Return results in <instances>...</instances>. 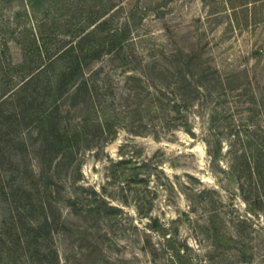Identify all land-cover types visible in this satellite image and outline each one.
Segmentation results:
<instances>
[{"label":"rangeland","instance_id":"1","mask_svg":"<svg viewBox=\"0 0 264 264\" xmlns=\"http://www.w3.org/2000/svg\"><path fill=\"white\" fill-rule=\"evenodd\" d=\"M113 1L117 13L107 26L123 27L137 7L126 49L144 65L154 57L169 64L164 53L184 48L201 54L214 74L187 107L168 114L167 126L138 134L129 120L115 137L79 153L76 182L73 173L65 177L53 210L63 219L52 241L59 264H264V0L249 6L248 20L239 12L232 22L217 15L223 7L231 13L225 0ZM23 2L0 0V68L11 65L0 84L13 85L6 95L21 82L23 43L30 31L40 35L44 17ZM52 12L41 29L54 23V34L44 36L50 49L69 39L62 32L70 17L53 20ZM118 63L105 56L93 65L119 83ZM199 69L193 64L187 75ZM79 113L71 109L72 124ZM34 138L26 133L28 143ZM30 164L37 169L36 158Z\"/></svg>","mask_w":264,"mask_h":264},{"label":"trees","instance_id":"2","mask_svg":"<svg viewBox=\"0 0 264 264\" xmlns=\"http://www.w3.org/2000/svg\"><path fill=\"white\" fill-rule=\"evenodd\" d=\"M23 1L26 11L43 12L41 29L51 11L53 20L70 17L62 32L69 39H61L50 49L45 37L54 34V23L49 32L40 29L38 35L30 31L23 43L27 65L20 84L8 95L13 85L0 84V264H59L52 241L63 219L53 210L58 211L56 197L65 177L73 173L76 182L79 153L115 137L118 127H128L129 120L130 130L138 134L152 132L159 123L167 126L168 114L187 107L201 93V85L211 82L214 72L201 54L184 48L164 53L169 61L166 65L155 57L144 65L142 56L127 51L133 41L130 22L139 17L137 7L128 10L120 27L117 23L107 26L117 13L113 0H68L64 7H56L59 0ZM262 1L225 0L231 13L223 7L217 15L232 22L231 15L239 20L237 15L242 12L248 20L249 6ZM59 8H66L68 14L55 13ZM105 56L119 61L115 67L121 66L124 72L119 83L108 71L101 78L103 66L93 65ZM24 62L14 63L12 68H20ZM193 64L200 69L188 71L189 77L186 70ZM7 66L11 65H1L0 72L7 73ZM148 74L151 84L144 78ZM215 76L223 86L221 76ZM72 108L80 110L73 124L69 117ZM183 123L190 130L189 122ZM24 130L34 135L33 142H27ZM32 157L37 169L30 164Z\"/></svg>","mask_w":264,"mask_h":264}]
</instances>
